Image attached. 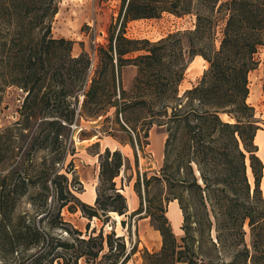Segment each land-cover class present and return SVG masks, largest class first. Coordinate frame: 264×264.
I'll return each instance as SVG.
<instances>
[{
    "label": "trees",
    "instance_id": "trees-1",
    "mask_svg": "<svg viewBox=\"0 0 264 264\" xmlns=\"http://www.w3.org/2000/svg\"><path fill=\"white\" fill-rule=\"evenodd\" d=\"M60 2L0 0V106L8 87L27 93L20 120L0 129V264H128L136 254L115 232L85 237L63 217L67 209L109 223L112 213L129 212L116 183L128 169L120 150L98 154L94 206L78 198L68 161L76 154L74 126L110 109L137 168L151 129L167 133L159 176L139 173L134 185L140 207L130 217L151 219L163 243L157 253L144 251V264H218L205 246L229 253L230 261L219 264H264V163L255 142L261 128L248 103L249 76L264 47V0H122L93 78L90 60L73 56L74 42L53 36ZM163 14L194 15L195 29L157 42L127 38L130 22ZM135 53L141 54L130 57ZM198 56L209 67L181 96ZM130 66L137 75L127 92L121 75ZM142 113L143 129L130 125ZM174 201L183 214L181 242L167 217Z\"/></svg>",
    "mask_w": 264,
    "mask_h": 264
},
{
    "label": "rangeland",
    "instance_id": "rangeland-1",
    "mask_svg": "<svg viewBox=\"0 0 264 264\" xmlns=\"http://www.w3.org/2000/svg\"><path fill=\"white\" fill-rule=\"evenodd\" d=\"M59 7V13L53 23V36L56 39L65 38L74 42L73 56L85 55L90 60V77L93 78L101 66L100 53L103 48L101 44L97 45L95 43L102 41L104 36L105 39L107 38L108 43L110 28L119 17L122 0H61ZM93 23L95 27L90 28ZM195 26L196 17L194 15L178 18L171 14H163L158 19L130 22L127 26L126 36L129 39L157 42L174 33L194 30ZM218 32L217 47L220 45L219 40L222 36L220 29ZM139 54L141 53H135L130 57H136ZM257 59L259 65L249 76L250 98L248 103L255 109L256 119L261 131L264 132V47L259 50ZM197 67L199 68L198 73H201L202 66L192 67V64L190 65L185 81L180 87L181 96L187 91L185 89L189 86V82L195 81V83H198L203 76L204 72L196 79L198 73L196 74L194 69ZM136 75V67L130 66L123 69L121 86L124 91L130 92ZM118 95H120V91H118ZM26 96L27 93L19 87H8L6 89L3 103L0 106V129H4L20 120L19 112ZM110 96H112L111 93ZM119 97L117 96L115 99ZM115 113V109H110L105 116L92 120L81 119L74 126L73 141L76 154L70 156L68 161H73L75 166V185L78 198L83 203L94 206L96 200H91L90 195L94 191L97 196L99 186L100 164L98 154H103L106 149L120 150L127 160L126 167L128 169L123 168L120 176L116 179V183L119 191L127 199L129 214L123 217L120 223L114 219L113 215H111L109 223H106L105 217L90 220L84 217L81 211L70 213L67 209L63 211V217L75 229L81 231L85 237L98 236L101 231L104 232L105 236L115 232L117 237H124L128 252H131L135 247L137 249L136 254L132 256L128 264H144L142 258L144 251L157 253L161 250L163 243L161 234L153 226L151 219L145 218L144 214L130 217L140 207V199L134 185L139 173L142 179L145 174L148 175V178L159 176L164 165L167 133L165 128L154 126L151 129L149 133L150 145L143 151L139 150V166L137 168L133 149L130 145L122 144L128 141V135L117 124ZM144 117L143 113L138 114V116H131L130 119L132 118L133 122L130 125L137 124L139 129H143ZM225 119L229 120L227 116H225ZM121 121L124 122V119L121 118ZM145 129L146 127H144ZM141 135H144V132ZM259 157L264 163V152ZM250 178L253 182L252 174ZM160 192L156 189L153 191L156 195ZM134 201L136 204L132 203ZM171 203L168 206V212ZM167 217L173 228L172 219L168 214ZM122 221L126 222V227L122 226ZM173 231L181 242L185 237L184 231L180 232L174 230V228ZM247 231L246 241L248 247H251L252 241L249 229ZM213 236L216 237L214 230L212 232ZM203 250L206 254L211 255L214 263L219 264L223 261H230L229 253L219 254L215 247L205 246Z\"/></svg>",
    "mask_w": 264,
    "mask_h": 264
},
{
    "label": "crops",
    "instance_id": "crops-1",
    "mask_svg": "<svg viewBox=\"0 0 264 264\" xmlns=\"http://www.w3.org/2000/svg\"><path fill=\"white\" fill-rule=\"evenodd\" d=\"M199 65L203 67V70L201 71V73H198L199 72V68L197 67L196 69H194L196 71V74L198 73L196 79L201 74H203V72H205L204 70L206 69V65H207V62L202 57H200V56L196 57L194 59V61L192 62V67L193 66H199ZM189 83H190L189 86L186 87L185 90H189V89L193 88L194 85L197 84V82L195 83V81H191ZM257 139H260V141L263 142L264 141V132H262L261 130H259L258 135H257ZM132 203L133 204H136L135 201L132 202ZM171 209H174V214H173L174 217L173 218L170 217L172 219L173 228H174V230L176 229V230L182 232L181 227H182V224H183V221L184 220H183L182 211H181L180 206H179V204H178L177 201H174V202L171 203V205H170V211H171ZM128 214H129V212H128Z\"/></svg>",
    "mask_w": 264,
    "mask_h": 264
},
{
    "label": "bare ground",
    "instance_id": "bare-ground-1",
    "mask_svg": "<svg viewBox=\"0 0 264 264\" xmlns=\"http://www.w3.org/2000/svg\"><path fill=\"white\" fill-rule=\"evenodd\" d=\"M207 66H208V63H207ZM207 66H206V68H207ZM223 119L225 121H227L225 119V116H223ZM255 142H256V145H258V147H259L258 155L260 156V154L264 152V141L262 142V141H260V139H257V137H256V141ZM249 174L251 176V171L250 170H249ZM262 191H263V195H264V178H263V181H262ZM90 196H91V200H93V201L96 200L97 196H96L94 191H92ZM173 214H174V209H171V211L168 212V215H169V217L173 218L174 217ZM112 215H113L114 219L120 223V221L122 219V216L118 215L117 213H112ZM246 229L248 230V227Z\"/></svg>",
    "mask_w": 264,
    "mask_h": 264
},
{
    "label": "built area",
    "instance_id": "built-area-1",
    "mask_svg": "<svg viewBox=\"0 0 264 264\" xmlns=\"http://www.w3.org/2000/svg\"><path fill=\"white\" fill-rule=\"evenodd\" d=\"M94 28L95 26H94V23L93 24H91V26H90V28ZM106 41V42H105ZM95 44H97V45H99V44H101L102 46H105L106 44H107V38L105 39V36L102 38V41H97V43H95Z\"/></svg>",
    "mask_w": 264,
    "mask_h": 264
},
{
    "label": "water",
    "instance_id": "water-1",
    "mask_svg": "<svg viewBox=\"0 0 264 264\" xmlns=\"http://www.w3.org/2000/svg\"><path fill=\"white\" fill-rule=\"evenodd\" d=\"M196 172H197V175L199 176V172L196 170ZM200 183L202 184V181H201V179H200ZM214 237V239H215V241H216V237L215 236H213Z\"/></svg>",
    "mask_w": 264,
    "mask_h": 264
}]
</instances>
